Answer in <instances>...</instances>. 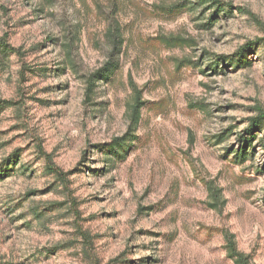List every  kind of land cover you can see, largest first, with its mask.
<instances>
[{
  "label": "rangeland",
  "instance_id": "374dc122",
  "mask_svg": "<svg viewBox=\"0 0 264 264\" xmlns=\"http://www.w3.org/2000/svg\"><path fill=\"white\" fill-rule=\"evenodd\" d=\"M218 1L0 0V264H235L226 236L264 264V123L241 139L264 109V0ZM248 42L251 66H213ZM130 79L137 139L111 163Z\"/></svg>",
  "mask_w": 264,
  "mask_h": 264
},
{
  "label": "trees",
  "instance_id": "16d2710c",
  "mask_svg": "<svg viewBox=\"0 0 264 264\" xmlns=\"http://www.w3.org/2000/svg\"><path fill=\"white\" fill-rule=\"evenodd\" d=\"M202 3H209L212 6H215L216 12H222L223 9L231 8L227 4L223 5L222 2H219L218 0H200ZM178 9L177 5H173L171 7L167 8H160L161 11L172 13L175 12ZM238 12L243 15L249 14L248 11L244 9L238 8ZM250 15V14H249ZM117 37V36H116ZM174 43L179 42V40L172 38ZM256 42H248L244 46H242L236 53L230 56H216L214 58V63L221 62L225 66L230 67L232 69H241L244 67L251 66V61L248 60V55L250 51L253 49V47L256 46ZM16 51H14L10 46H8L4 40H0V59L8 58L10 55L14 54ZM69 71L73 73L76 70V65L73 63L68 64ZM114 72V65H111L110 63H106L103 68L100 70L95 71L86 81L88 84L87 93H91L93 89L95 88V85L97 82L100 83H106L108 82ZM129 88L132 91V102L128 105L127 108V129L123 136L115 138L112 140V142L108 145L107 148L103 149L102 151L105 152V155L108 157V160L111 163L121 161L125 159L126 155L129 152L130 147L132 144L136 141L137 136L136 131L140 123V113L141 109L144 106V102L142 101V94L140 90H138L137 86L132 82V80H129ZM264 123V109L262 107L256 108V115L249 119V125L246 129L247 137L245 138L241 136L242 142L244 143L251 142L252 139L255 136V130ZM12 162L10 159L7 160L6 169L3 171L5 172L3 175L0 174V179L3 178V176L8 175L13 172L12 166L15 162V157H11ZM14 160V161H13ZM206 188L209 192V197L212 204H209V207L216 209L220 207L223 204V201L220 198V190L216 189L212 185H206ZM226 250H227V256L235 263V264H248L247 257H245L241 252H239L236 249V245L232 237L226 236Z\"/></svg>",
  "mask_w": 264,
  "mask_h": 264
}]
</instances>
